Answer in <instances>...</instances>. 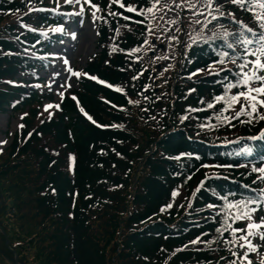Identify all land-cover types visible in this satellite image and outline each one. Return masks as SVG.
<instances>
[{
  "label": "trees",
  "instance_id": "trees-1",
  "mask_svg": "<svg viewBox=\"0 0 264 264\" xmlns=\"http://www.w3.org/2000/svg\"><path fill=\"white\" fill-rule=\"evenodd\" d=\"M176 1L180 4V0ZM123 2L136 6L148 4V0ZM28 3L29 0H0V18L24 12ZM97 4L100 5V11L95 19L101 50L88 63L86 71L99 79L82 77L74 92L76 98L73 95L65 96L61 111L51 115L40 111L43 96L33 86L11 83L18 74L30 77L24 78L26 84L36 82L31 78L35 76L36 70L44 67L46 60L29 54L28 48L46 52L45 41H41L38 34L25 30L19 23L0 25V110H6L9 105H13L14 111L30 107L28 109H31L32 118L39 115L35 120V128L30 127L31 134L25 131L13 135L8 152V158L12 157L18 162L32 155L37 163L35 179H30L31 189L25 190L16 183L19 190L12 186L9 192L18 201L16 207L24 202L29 204L28 212L32 213L28 215L30 220L38 216L53 223V228L45 233L34 231L35 226L30 222L24 223V227H20L21 234L30 233L41 238L35 247H39L45 255L52 254L57 264H106L103 261L102 243L107 233L99 232L102 224L94 221L96 218L91 216V212L100 210L105 202L112 199V190L125 183L122 179H116L115 175L120 162L123 164L118 157H127L125 147L135 142L134 135L125 127L128 124L125 113L131 106L129 101L142 92L140 96H144L148 111L161 119L165 129L158 138L159 153L147 158L145 174L136 184L134 201L139 210L124 219L119 245L133 254L139 264H241L232 255L227 243L229 236L217 233L216 217L208 205L219 207L222 204L221 195H230L231 199L236 200L255 198L259 196L257 189L245 188L243 181L238 182L228 176L212 175L202 180L204 186L199 183L186 210L173 204L172 195L178 190L183 178L196 174L203 166H261L264 160V140L259 139L264 124L259 125L252 120L248 124L262 126L260 132L237 134L234 137H230L226 129H214L215 122L221 127L227 126L215 116L220 113L222 105L217 104L215 109L207 105L215 95L224 91V81L232 79V74L221 72L215 76L205 72L193 76L197 68H206L207 63L217 58L216 52L221 47L227 50L219 39H208L213 32L220 31L219 26L209 17L211 23L206 27L201 19L200 24L195 23L188 30V19L180 14L171 23H166L159 11L155 12V19H145L134 12L120 9L119 5L109 6L108 0H99ZM227 5L235 7L237 12H231ZM180 6L184 7L183 4ZM224 6V10L234 13L236 18H222L224 27L229 31L242 27L236 20L256 27L248 11L230 2ZM109 11L123 12L124 15H109ZM189 11L194 13L193 9ZM124 16L130 19L126 20ZM45 17L42 12L36 15L39 21ZM48 17L50 21L46 22L47 25L62 22V18L52 12L48 13ZM20 19L25 23L32 21L23 16ZM141 20L144 23L138 22ZM149 30L154 33L153 36H149ZM197 34L203 35L205 39L198 40L191 49L186 48L185 44L191 43L189 36L196 38ZM173 35H184L185 38L178 42L170 39ZM156 37H159L156 46L150 48L144 43L148 39L151 44ZM37 41L39 43L33 46ZM160 57L173 61L163 64L159 62ZM228 67L233 65L228 64ZM177 74L183 84L171 87L170 82ZM99 80L106 83L101 84ZM109 84L122 91H118L117 87H109ZM164 85L171 88L164 91ZM171 94L180 95L178 111H174V114L166 104ZM165 114L170 117V121L165 119ZM226 114L230 120H235L231 119L230 110ZM202 124L211 127H206V131L201 127ZM43 135L53 138L58 146H63L64 151L61 153L60 149H52L44 144ZM254 136L257 139H251ZM245 145L252 147L251 155L241 154ZM187 153H193V156ZM242 178L245 179L244 176ZM4 193L0 189V198H3ZM169 204L171 207H165ZM15 208H8L5 204L0 209L3 215L6 213L5 219L10 221L12 215V218L17 216ZM11 209H15V213L8 212ZM21 215L24 219L25 211ZM222 232L227 231L223 229ZM197 237H200L199 241L190 243ZM9 242L10 245L0 234V264H16V253L23 264H43L35 254L23 247L15 249L10 237ZM159 259H163V263L158 262ZM116 262L112 260L111 264Z\"/></svg>",
  "mask_w": 264,
  "mask_h": 264
},
{
  "label": "rangeland",
  "instance_id": "rangeland-1",
  "mask_svg": "<svg viewBox=\"0 0 264 264\" xmlns=\"http://www.w3.org/2000/svg\"><path fill=\"white\" fill-rule=\"evenodd\" d=\"M42 1L43 0H37V2L29 5L24 12L1 17L0 25L14 22L19 24L23 23V21L20 19L21 16H23L24 19L38 20L36 18L38 12L35 10L29 11V9H35L41 6ZM45 1L53 8L56 7V0ZM81 2H83V0H81ZM165 2H167L170 7L163 8V10L159 11L165 22L171 23L172 19H175V17L180 14L182 17L185 16L188 19V30H191L190 26L195 24L196 18L201 20L203 19V16L208 15L207 12H204L203 16L197 17L193 15V12L189 11L190 8L181 6L177 7V1L173 3L172 0H162V4ZM59 3L61 10L64 7H67V9L71 8V10H69L67 13H71L73 9L79 11L78 4L65 5L63 0H59ZM228 8L231 10V12H237V9L233 6H228ZM90 11H92L90 10V6L85 4L83 16L66 15L65 20H63V25L65 26L64 31L61 32L59 39L51 43L50 46H47L48 56H45V58L49 59V61L44 62L46 67H43V69H41L39 72H36L35 76L31 78L32 80H40V82L37 84L39 85L38 89L40 92L53 98L52 100H45L44 106H42L40 109V111H48L47 115L55 113L54 110L58 109L56 105L60 104L64 96L73 89L78 88L80 72L85 68L88 61H90V59L99 51L97 26L91 17ZM29 15H31V18H29ZM25 24L29 25V27H25ZM21 26L25 30L34 27L31 23H24L21 24ZM54 28L56 27L45 29L40 33L43 35L44 41H49L50 38L47 36V33ZM73 31L76 32L75 38H73L71 35ZM183 38H185L184 35H179L178 42ZM35 50L36 49L30 50L29 54L32 55L37 53V50ZM65 59L69 61L68 64L63 63ZM171 61L173 60H170L167 57H160L159 62L167 64ZM70 66L72 68L71 72L68 70ZM219 67L222 66H216L217 69H219ZM205 72H194L195 74L193 76ZM54 73H59V75H54ZM74 73H79V75H74ZM24 78L29 79L30 77L18 74L16 79L11 80V83L20 82L21 80H24ZM177 84H183L182 80L180 81L178 74L170 82V86H176ZM49 85H51V87H49ZM164 86V91H166L168 88H171L169 85ZM0 88L2 89L1 85ZM61 92H63V95H60ZM140 95H143V93H137L136 97L131 99V101H138V103H131L130 108H128L125 113L128 123L125 125V127H127L128 130L134 135L135 139L133 144H129L125 147L127 150V157H118L119 160H122L123 164L120 162L118 167L119 170H116L115 172V175L117 176L116 179H122L125 183L121 186L115 187L112 190V199L105 202L100 210H94L91 212V216L96 218L94 221L102 224V229L99 232L101 234L107 233V237L102 243L104 245L103 261H106V264H111L112 260H116V264H139V262L137 263L136 258H133V254H129V252L122 245H119V234L123 225H125L126 218H128V216L133 212L139 210L138 204H136L134 201L137 192L136 184L139 183L140 179H142L145 174L144 169L146 168L145 163L147 158L155 157L159 153L157 148L158 138L162 135L165 129L161 124V119H159L157 116H154L153 112L148 111L147 102L144 101V96ZM170 97L171 99H168L166 104L169 105V108L173 110L174 114V111H178L177 106H179L178 103L180 102V95L176 96L171 94ZM243 102L244 101L242 99L241 103ZM46 105H53V107L46 108ZM28 108L12 111L7 106L6 110H0V189H2V192L5 191L3 198H0V208L5 207V204L8 208H15L18 201L14 194L9 192V189L12 186L17 187L16 183L20 186H23L25 190L27 188L31 189L30 179H35L34 170L35 164L37 163L32 155L21 159L19 162L14 161V158L12 157L8 158L9 147L12 143L13 135L15 133L23 134L25 131L30 132L29 134H31L32 131L30 127L35 128L36 126L37 122H35V120L39 117V115H37L36 118H32L30 116L31 109ZM239 109L240 103L234 105V108L230 109L231 115H233L234 112L238 111ZM242 116L244 118L241 121H248L250 119L258 122L259 125L264 124V120H260L258 115L256 119H252V117L248 116L247 113ZM165 119L170 121V117H168L166 114ZM226 125V127H221V124H217L215 122L214 129L216 131L226 129L227 133H230V137H234L237 134L258 133L260 132V127H262L251 125L247 122H239L238 124L231 122V125L228 123ZM204 129H206V127H204ZM251 129L252 132H249ZM206 131H208V129H206ZM42 142L44 144H48V147H51L52 149H60L61 153L64 151L63 146H58L53 138L50 139V136L43 135ZM69 171L72 175V167L69 168ZM211 175H229L231 178H242L243 176V174L241 175L240 172H237L236 170L235 174H233V172H231V168L226 169L215 167L213 165L212 167L207 166L201 168L196 174L183 178V180L178 185V190H176L178 191V195L174 196L173 204L180 205V208L186 210L193 200L194 193L199 187V183L202 182L205 177ZM22 179L27 180L23 181ZM21 182H24V184L22 185ZM17 190H19L18 187ZM15 209L17 216L12 218L14 216L12 215L10 221L5 219L6 213L3 215V211L1 212L0 209V234L4 236L6 243L10 245V237L15 249L23 247L29 252L35 254L43 264H57L56 260L52 259V257H54L52 254L50 256L45 255V252H42L39 247H35L36 245H39L38 241L41 242V238H37L35 234L30 233L27 235H22V230L20 229V227H24V223L29 224L30 222L35 226L34 231H41L45 233V231L53 228V223H48L46 221L50 222V220L45 221L38 216L30 220L28 215L32 213L28 212L29 204L27 202H24L22 205H18V207ZM15 209H11L8 212L13 211V213H15ZM22 211H25L26 213L24 217L26 221L21 218ZM9 215L11 214L8 213V216ZM261 215H264V211L261 212V214L257 213L256 218L259 219ZM164 217L169 219L168 216ZM10 230L15 232H11ZM252 239L253 243H264L260 242L256 237ZM41 248L47 249V247ZM237 252L241 254L242 258L244 251ZM248 255H252L256 261H260L264 259V247H261L258 252H249ZM14 260L16 264H23L19 261L17 253L14 254ZM163 261V259L158 260V262L162 263Z\"/></svg>",
  "mask_w": 264,
  "mask_h": 264
},
{
  "label": "snow or ice",
  "instance_id": "snow-or-ice-1",
  "mask_svg": "<svg viewBox=\"0 0 264 264\" xmlns=\"http://www.w3.org/2000/svg\"><path fill=\"white\" fill-rule=\"evenodd\" d=\"M64 4L68 5H79V11L73 9L71 13H63V15H76L83 16L85 10V4L90 6L92 10L93 19L96 18V14L100 11V5L94 3L93 0H63ZM173 3L176 0H172ZM231 3L237 5L241 10L248 11L252 20L255 22L256 27L253 28L249 24L241 20H236L238 25L242 27L237 28L234 31H229L224 27L222 18L235 20V14L231 12H226L224 10V5L226 3ZM31 3V0H29ZM109 6L112 4L119 5L120 9H126L129 13H136L138 16L145 17V19H155V12L161 11L163 8H168L170 5L165 2L162 4V0H148L147 6H136L134 4L128 3L125 4L123 0H108ZM180 4H183L184 7L194 10L193 15L200 17L203 16L204 12H207V16H203L204 27L207 26L209 21L208 17L210 16L213 21H216L217 25L220 28L219 32H213L211 37L208 39L217 40L219 39L222 46L219 51L216 52V59H213L211 63L206 64V68H197L196 72H205L208 75H220L221 72L225 74H232V79H226L224 81V91L213 97V100L210 101L207 105L208 108L215 109L217 104L222 105L221 111L219 114H215L218 121L228 123L231 125V120L226 114L230 109L234 108V105L240 103L239 111H235L231 116V119L239 121V118L247 113L248 116L252 119H256L257 115L260 120H264V0H180ZM180 4H177V7H180ZM161 7L158 8L157 6ZM34 10H43V9H32ZM202 10V11H201ZM52 12L62 11L60 7L59 0H56V7L51 9ZM109 15H124L123 12H112L109 11ZM103 19V17H100ZM124 19H130L129 16H124ZM139 23H144L143 20L138 21ZM195 23L200 24V19L196 18ZM29 27V25H24ZM65 26L63 24L57 25L56 28L52 29L55 32H63ZM36 31V29H32ZM73 38L76 37V32L71 33ZM149 30V36H153ZM159 37H156L149 44V40L145 39L144 43L148 44L150 48L156 46ZM170 39L177 40L178 37L171 36ZM205 37L203 35L197 34L196 38L189 36L191 43L185 44L186 48L191 49L193 45L198 43V40H203ZM171 47V45H169ZM115 51V49H114ZM123 51V49H121ZM132 51H139V49H133ZM187 54V53H185ZM55 55V54H53ZM139 59V57H137ZM64 64H68L69 61L65 59ZM228 64L233 65L229 68ZM217 65H223L224 67L217 69ZM72 71L71 66L68 69ZM195 73H193L194 75ZM54 75H59V73H54ZM74 75H79V73H74ZM85 75H88L85 73ZM91 79L98 80L96 76H91ZM135 79V77H133ZM101 84L106 83L104 80H99ZM39 87V85H37ZM70 86V85H69ZM109 87H117L109 84ZM51 87V85H49ZM235 89V92L232 90ZM118 91L122 89L117 87ZM195 91V89H191ZM63 95V92L60 93ZM203 102V100L201 101ZM129 103H138V101H129ZM53 105H46V108H51ZM59 107V105H56ZM83 111V109H81ZM256 114V115H254ZM87 115V113H85ZM89 120H92L91 116H88ZM187 119V117H185ZM251 123L252 120L248 121H239ZM93 123L95 121L93 120ZM234 126V125H233ZM116 127V125H112ZM201 127H211V125L202 124ZM255 140L257 137H251ZM259 139L264 140V129H261ZM253 152L252 147L245 145L241 149V154L251 155ZM188 156H193V153H187ZM199 159V157H196ZM73 159H75L73 157ZM237 166H247V165H237ZM212 167V165H208ZM215 167H224V165H216ZM251 170L254 173H257L256 180L264 182V160L261 161V166L257 167L255 164L251 165ZM208 177H205L207 179ZM256 181H253L255 183ZM203 183V182H201ZM245 188L248 185H244ZM255 191V190H254ZM215 195V193H213ZM172 195H178V191H174ZM220 200L222 204L217 208L216 205H208L210 208H217V211L223 213V220H227L228 226L225 228L226 231H230L233 236L236 237L235 243L239 244V247L244 250L242 254L243 261L246 264H253V261L249 259V252H258L261 247H264V243H253L254 237L258 238L260 242H264V215H261L259 219L256 218V213L258 211H264V189H259V196L255 198L245 197L239 200L231 199L230 195L225 196L221 195ZM260 206L259 208L257 206ZM165 207H171V205H165ZM235 221H244L243 226L232 227V224ZM224 227V225H221ZM219 232L220 229L218 228ZM239 234V235H237ZM200 240V237H197L196 240L190 241V243H196ZM228 243H234V241L229 240ZM233 256L237 254L232 253ZM223 259V258H222ZM235 264V262H233ZM260 264H264V259L260 260Z\"/></svg>",
  "mask_w": 264,
  "mask_h": 264
}]
</instances>
